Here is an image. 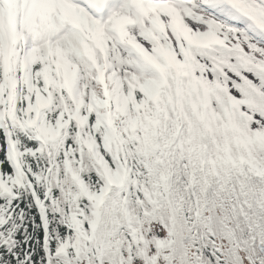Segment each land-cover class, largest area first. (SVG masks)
<instances>
[{
  "label": "snow or ice",
  "instance_id": "6c2138e0",
  "mask_svg": "<svg viewBox=\"0 0 264 264\" xmlns=\"http://www.w3.org/2000/svg\"><path fill=\"white\" fill-rule=\"evenodd\" d=\"M0 264H264V0H0Z\"/></svg>",
  "mask_w": 264,
  "mask_h": 264
}]
</instances>
